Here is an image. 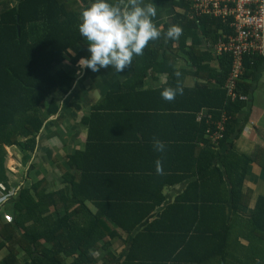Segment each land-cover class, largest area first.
Masks as SVG:
<instances>
[{"label":"trees","instance_id":"obj_1","mask_svg":"<svg viewBox=\"0 0 264 264\" xmlns=\"http://www.w3.org/2000/svg\"><path fill=\"white\" fill-rule=\"evenodd\" d=\"M88 2L0 0V146L34 152L45 119L58 111L76 78L65 64L75 66L88 55L77 28ZM176 3L161 31L178 24L179 39L149 41L134 73L89 107L81 118L87 126L84 148L68 154L65 166L58 164L63 185L49 188L45 175L34 178L32 162V181L11 197L12 221L0 218V264H264V195L251 204L252 189L244 188L250 164L264 168V144L249 155L234 147L248 121L241 111L264 55H243L232 97L226 86L230 52L215 55L200 45L202 38L214 43L222 28H230L206 14L191 18L182 11L186 0ZM179 51L189 68L176 66ZM149 70L165 73V80L146 87ZM187 74L195 79L191 86L184 84ZM177 80L183 94L164 100L161 89ZM69 104L80 107L74 100ZM120 112L149 118L135 120L132 136L115 130L98 138ZM162 117H171L166 126L175 133L145 131L149 121L162 128ZM217 131L221 136L214 139ZM154 138L164 143L163 151L155 149ZM184 180L185 187L154 215L167 186Z\"/></svg>","mask_w":264,"mask_h":264},{"label":"crops","instance_id":"obj_2","mask_svg":"<svg viewBox=\"0 0 264 264\" xmlns=\"http://www.w3.org/2000/svg\"><path fill=\"white\" fill-rule=\"evenodd\" d=\"M157 5L156 24L162 28L164 23L171 22L172 16L179 8L176 0H153ZM182 11L187 14L189 4L187 3ZM181 10V9H180ZM208 41L202 38L201 46L205 47L204 42ZM206 48V47H205ZM145 51V49H144ZM182 51L178 52L175 60L177 67H187V59ZM137 57H133V62L129 67H126L123 72L117 74L110 67L101 68L97 72L90 69L72 66L65 64L68 71L76 75L71 90L60 101L58 111L45 119L40 132L37 134V144L32 154L25 153L18 146L1 145L0 146V218L12 221V204L10 200L12 195L24 183H30L32 178L27 177L28 169L32 162L34 163L33 177L40 178L46 176L49 188H59L63 184L61 180V170L58 164L65 166L66 157L70 153H74L77 149H83L86 144L87 126L82 123V116L87 113L89 107L97 103L103 98L110 89L118 88L121 83L134 73V65ZM77 68L79 70H77ZM166 78L165 73L152 74L148 71L145 77V86L156 87L159 86ZM195 79L192 75L187 74L184 77V84L186 86L193 85ZM95 91L98 92V97L95 96ZM78 94V95H77ZM69 95V96H68ZM77 101L80 107L70 105L71 101ZM69 102V103H68ZM201 116L205 114L202 109L198 112ZM242 117L248 115V121L244 125L240 135L234 139V147L245 154H250L257 144H264V62L258 67L252 81V89L247 100L246 107L241 111ZM148 115L133 114L128 112H120L114 115L115 121H111L112 127L106 129L97 137H110L117 131L116 134L125 136H132L130 133L135 131V120L142 119L147 123ZM171 117H162L165 124L161 125L155 123L144 125L145 131L152 136H159L163 134L167 136L171 131L168 128L169 119ZM157 120V119H155ZM144 123V124H145ZM246 183L244 188H251V201L259 196L264 195V168L251 163L248 172L246 173ZM188 180L175 185H169L166 188V200L159 210L160 211L167 203L171 202L173 197L181 191ZM249 207L243 210L247 214ZM242 243H246L241 239ZM5 251H0V258Z\"/></svg>","mask_w":264,"mask_h":264},{"label":"clouds","instance_id":"obj_3","mask_svg":"<svg viewBox=\"0 0 264 264\" xmlns=\"http://www.w3.org/2000/svg\"><path fill=\"white\" fill-rule=\"evenodd\" d=\"M157 5L153 0H89L78 16V32L87 46V56L77 61L82 68L97 72L101 68H111L119 74L129 67L133 57L144 54L149 41L161 36L176 40L182 34V27L170 24L166 29L156 24ZM173 75L181 76L179 70ZM178 94H183L179 80L175 86L163 87L160 96L171 101ZM154 147L163 151L164 143L154 138ZM157 172L162 171L159 160L156 162Z\"/></svg>","mask_w":264,"mask_h":264},{"label":"built area","instance_id":"obj_4","mask_svg":"<svg viewBox=\"0 0 264 264\" xmlns=\"http://www.w3.org/2000/svg\"><path fill=\"white\" fill-rule=\"evenodd\" d=\"M189 8L186 11L189 17L197 18L202 14L220 18L230 31L221 30L218 39L211 43L205 41V47H211L215 55L224 51L232 56L231 71L226 86L228 93L234 97V78L244 70L243 55L254 53L264 55V0H186ZM246 98V95H241ZM200 114L197 119H201ZM217 122L223 128V120ZM221 136L220 132L213 133V138Z\"/></svg>","mask_w":264,"mask_h":264},{"label":"water","instance_id":"obj_5","mask_svg":"<svg viewBox=\"0 0 264 264\" xmlns=\"http://www.w3.org/2000/svg\"><path fill=\"white\" fill-rule=\"evenodd\" d=\"M17 29H18V32H19V26H17ZM98 95H99L98 92L95 91V96L98 97Z\"/></svg>","mask_w":264,"mask_h":264},{"label":"rangeland","instance_id":"obj_6","mask_svg":"<svg viewBox=\"0 0 264 264\" xmlns=\"http://www.w3.org/2000/svg\"><path fill=\"white\" fill-rule=\"evenodd\" d=\"M3 6H5V5H1L0 7H3ZM77 67H80L78 64H77ZM77 70H79L78 68H77ZM78 95V94H77Z\"/></svg>","mask_w":264,"mask_h":264}]
</instances>
